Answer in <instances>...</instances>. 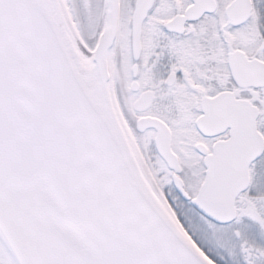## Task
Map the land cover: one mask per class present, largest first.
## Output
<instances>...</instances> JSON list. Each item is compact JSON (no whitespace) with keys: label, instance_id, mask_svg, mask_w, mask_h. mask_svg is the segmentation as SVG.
<instances>
[{"label":"snow or ice","instance_id":"snow-or-ice-1","mask_svg":"<svg viewBox=\"0 0 264 264\" xmlns=\"http://www.w3.org/2000/svg\"><path fill=\"white\" fill-rule=\"evenodd\" d=\"M0 264H264V0H0Z\"/></svg>","mask_w":264,"mask_h":264}]
</instances>
